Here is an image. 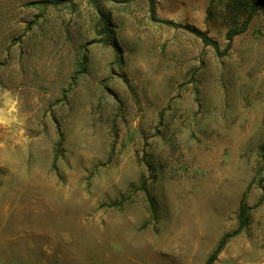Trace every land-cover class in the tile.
Segmentation results:
<instances>
[{
	"label": "rangeland",
	"instance_id": "obj_1",
	"mask_svg": "<svg viewBox=\"0 0 264 264\" xmlns=\"http://www.w3.org/2000/svg\"><path fill=\"white\" fill-rule=\"evenodd\" d=\"M255 1L0 0V264H264Z\"/></svg>",
	"mask_w": 264,
	"mask_h": 264
},
{
	"label": "trees",
	"instance_id": "obj_2",
	"mask_svg": "<svg viewBox=\"0 0 264 264\" xmlns=\"http://www.w3.org/2000/svg\"><path fill=\"white\" fill-rule=\"evenodd\" d=\"M54 1L55 0H53V2ZM113 1H116V2H130V1H133V0H113ZM260 1L261 0H256L255 1L253 7L250 10L251 12L249 13V16L247 17V19H249L253 15V13L255 11V8L264 9V4L262 2H260ZM53 2H51V3H53ZM148 2H149L150 18H151L152 21L163 23V24H166V25H169V26H173V27H181L179 24H176L173 21L163 20V19L158 18L157 15H156V2H155V0H148ZM104 24H105V29L107 31V37L109 38L110 41H113V37L111 35V29L109 28V23L105 22ZM245 28H246V22L243 24L242 27L232 28V29L228 30V32L226 33V39L228 40V45H227L226 49L223 52L220 50L219 46L217 45V42L215 40L211 39L210 37H208L205 33L201 32V31L194 30V29H192L191 31L193 33H195L198 37H200L205 44L212 45L214 47L215 52L217 53V55L223 56V55H225V53L229 49L233 38L238 36V35H240V34H242L245 31ZM262 167L264 168V155H263ZM141 190L146 195V199H147L148 208H149V211H150L151 218L153 220H157L158 219V214H157L156 204H155V201H154L153 197L151 196V194L149 192V189L147 187V184H146L145 180L142 181ZM115 205H117L116 202H113V203L109 204V206H115ZM248 219H249L248 207L245 204H241L240 205V212H239V224H238L237 230H235L234 232L225 234L219 240V243H218L217 247L209 255V257L207 258L205 264H212L216 260L218 254L222 251V249L224 248L226 243L229 241V239L231 237L237 235L240 232V230H242L244 227H246V225L248 223Z\"/></svg>",
	"mask_w": 264,
	"mask_h": 264
}]
</instances>
